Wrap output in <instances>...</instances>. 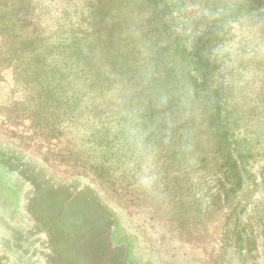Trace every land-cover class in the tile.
<instances>
[{
  "label": "rangeland",
  "instance_id": "rangeland-1",
  "mask_svg": "<svg viewBox=\"0 0 264 264\" xmlns=\"http://www.w3.org/2000/svg\"><path fill=\"white\" fill-rule=\"evenodd\" d=\"M216 1L186 3L192 25L197 18L201 23L189 30V46L190 36L219 17L223 6L212 9ZM183 10L176 5L171 15L176 28L185 25ZM166 48L157 51L156 74L67 77L60 85L68 90L43 94L42 104L31 80H21L14 59L1 53L0 142L32 161L41 185L78 180L91 186L96 201L130 221L145 241L140 247L163 264H264V9L228 25L206 52L214 86L232 104L240 142L255 158L230 181L228 149L215 143L205 107ZM122 136L136 141L127 154ZM42 200L37 216L43 220L61 197ZM95 217L78 201L58 230L82 234Z\"/></svg>",
  "mask_w": 264,
  "mask_h": 264
},
{
  "label": "trees",
  "instance_id": "trees-1",
  "mask_svg": "<svg viewBox=\"0 0 264 264\" xmlns=\"http://www.w3.org/2000/svg\"><path fill=\"white\" fill-rule=\"evenodd\" d=\"M189 1L0 0V36L5 42L0 54L14 59L16 75L27 83L31 80V89L42 104L43 94L63 95L68 90L60 85L67 77L110 80L130 74L145 76L151 70L156 74L160 46H167L169 55L181 64L190 90L206 109L215 143L228 149L224 166L230 181L240 170L247 171L254 156L240 142L245 139L232 104L214 86L213 64L211 67L206 52L228 25L262 11L264 0H217L212 9L223 6L215 11L219 17L211 28L202 27L190 36V46L189 30L201 23L197 18L198 23L192 25L194 17L185 10ZM179 4L186 22L177 29L171 15ZM191 14L195 16V11ZM122 137L121 151L127 154L124 149L134 147L136 141Z\"/></svg>",
  "mask_w": 264,
  "mask_h": 264
},
{
  "label": "flooded vegetation",
  "instance_id": "flooded-vegetation-1",
  "mask_svg": "<svg viewBox=\"0 0 264 264\" xmlns=\"http://www.w3.org/2000/svg\"><path fill=\"white\" fill-rule=\"evenodd\" d=\"M37 182L29 178L24 194L26 226L35 232V240H12L8 233L0 232V264H163L140 247L143 238L132 232L130 221L116 215L104 201H96L98 194L88 184L78 180L51 185ZM43 195L60 196L61 203L42 220L37 215ZM78 201L92 208L94 226L82 234L58 230V223Z\"/></svg>",
  "mask_w": 264,
  "mask_h": 264
},
{
  "label": "water",
  "instance_id": "water-1",
  "mask_svg": "<svg viewBox=\"0 0 264 264\" xmlns=\"http://www.w3.org/2000/svg\"><path fill=\"white\" fill-rule=\"evenodd\" d=\"M34 168L31 160L0 142V232L8 233L12 240L29 239L31 243L35 240V232L26 226L28 215L24 200ZM34 230L37 231V227Z\"/></svg>",
  "mask_w": 264,
  "mask_h": 264
}]
</instances>
